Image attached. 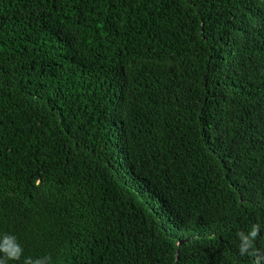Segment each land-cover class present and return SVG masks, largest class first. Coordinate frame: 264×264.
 Instances as JSON below:
<instances>
[{
  "label": "trees",
  "instance_id": "trees-1",
  "mask_svg": "<svg viewBox=\"0 0 264 264\" xmlns=\"http://www.w3.org/2000/svg\"><path fill=\"white\" fill-rule=\"evenodd\" d=\"M5 236L3 264H264V0H0Z\"/></svg>",
  "mask_w": 264,
  "mask_h": 264
},
{
  "label": "clouds",
  "instance_id": "clouds-1",
  "mask_svg": "<svg viewBox=\"0 0 264 264\" xmlns=\"http://www.w3.org/2000/svg\"><path fill=\"white\" fill-rule=\"evenodd\" d=\"M0 252L4 253L9 260H18L22 254V249L15 243L14 238L5 236L3 242L0 243Z\"/></svg>",
  "mask_w": 264,
  "mask_h": 264
},
{
  "label": "water",
  "instance_id": "water-1",
  "mask_svg": "<svg viewBox=\"0 0 264 264\" xmlns=\"http://www.w3.org/2000/svg\"><path fill=\"white\" fill-rule=\"evenodd\" d=\"M183 243H184V242H183V241H181V242L179 243V246H181Z\"/></svg>",
  "mask_w": 264,
  "mask_h": 264
}]
</instances>
